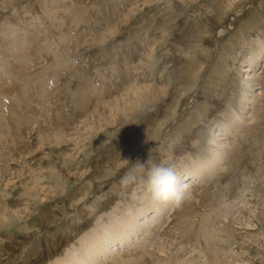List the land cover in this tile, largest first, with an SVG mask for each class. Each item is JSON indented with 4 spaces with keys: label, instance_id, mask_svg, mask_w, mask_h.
<instances>
[{
    "label": "rangeland",
    "instance_id": "374dc122",
    "mask_svg": "<svg viewBox=\"0 0 264 264\" xmlns=\"http://www.w3.org/2000/svg\"><path fill=\"white\" fill-rule=\"evenodd\" d=\"M0 74V264H264V0H0Z\"/></svg>",
    "mask_w": 264,
    "mask_h": 264
},
{
    "label": "clouds",
    "instance_id": "9594fccd",
    "mask_svg": "<svg viewBox=\"0 0 264 264\" xmlns=\"http://www.w3.org/2000/svg\"><path fill=\"white\" fill-rule=\"evenodd\" d=\"M138 182L146 185L151 198L157 202H171L179 208L185 201L187 185L181 183L175 167L156 163L151 156L146 164L137 162L120 179V185L125 189Z\"/></svg>",
    "mask_w": 264,
    "mask_h": 264
},
{
    "label": "bare ground",
    "instance_id": "6f19581e",
    "mask_svg": "<svg viewBox=\"0 0 264 264\" xmlns=\"http://www.w3.org/2000/svg\"><path fill=\"white\" fill-rule=\"evenodd\" d=\"M58 9V8H57ZM57 11V10H56ZM115 13H116V11H115ZM19 30H21V28L19 29ZM18 32V31H17ZM20 33V32H19ZM26 33H28V32H26ZM25 33V34H26ZM24 34V35H25ZM21 35V34H20ZM29 35V34H28ZM28 37V36H27ZM20 39V38H19ZM8 41V40H7ZM31 50V49H30ZM18 52V51H17ZM15 53H16V51H15ZM29 53V52H28ZM30 54H31V51H30ZM21 55V54H20ZM37 57V56H36ZM6 59V58H5ZM8 59V58H7ZM9 60V59H8ZM18 62V61H17ZM8 63V62H7ZM25 63V62H24ZM12 64V63H11ZM19 64H21V63H19ZM38 64V63H37ZM34 65V64H33ZM8 66V65H7ZM11 66V65H10ZM32 66V65H31ZM35 66V65H34ZM15 67V66H14ZM20 67V66H19ZM7 68V67H6ZM9 70H12V69H10L9 68ZM22 71V70H21ZM23 71H25V70H23ZM21 73V72H20ZM34 73V72H33ZM25 74V73H24ZM23 74V75H24ZM31 74V73H30ZM1 75V74H0ZM22 75V74H21ZM26 75H28V74H25V76ZM43 75V74H42ZM6 76H8L9 77V81H10V83L12 82V81H14L13 80V78L15 79V81H16V79L17 78H15V77H13L12 78V74H10V75H6ZM15 76V75H14ZM40 77V76H39ZM11 78H12V81H11ZM5 80H6V78H5ZM12 82V83H15V86H18L16 83L17 82ZM2 82V81H1ZM24 82H25V80H24ZM39 83V82H38ZM42 83V82H41ZM40 83V84H41ZM1 85H4L3 83L1 84ZM33 85H35V84H33ZM33 85H29V86H33ZM39 85V84H38ZM23 88V87H22ZM21 88V89H22ZM34 88V87H33ZM41 88V87H40ZM10 89V88H9ZM17 89V88H16ZM19 89V88H18ZM21 89H20V91H21ZM44 89V88H43ZM12 90V89H11ZM23 90V89H22ZM30 89H28V91H29ZM32 90V89H31ZM5 91V90H4ZM13 91V90H12ZM25 91V90H24ZM43 91V90H42ZM46 91V90H45ZM88 91H89V89H84L83 90V92H81L80 94L82 95V96H84V99L86 100H84L82 97L80 98L81 100H83L84 102H89L88 100H87V93H88ZM8 92V93H7ZM14 92H15V90H14ZM18 90L15 92V93H11L8 89H7V91H6V93L7 94H12V96L14 97V98H16V99H18ZM22 92V91H21ZM29 93V92H28ZM6 94V95H7ZM25 95H26V93H24ZM1 95V94H0ZM5 95V93H3L1 96L3 97ZM25 95L22 97V99H25ZM29 95V94H28ZM41 95V94H40ZM1 96H0V98H1ZM8 96V95H7ZM27 96V95H26ZM9 98L11 97V96H8ZM7 97V98H8ZM35 97V96H34ZM12 98V97H11ZM3 99V98H2ZM13 99V98H12ZM11 100V99H10ZM20 100V99H19ZM31 100H33V99H31ZM42 100V99H41ZM22 101V100H21ZM18 102H20V101H18ZM24 102V101H23ZM23 104V103H22ZM21 104V105H22ZM87 105H89V104H87ZM31 106V105H30ZM86 106V105H85ZM26 107V106H25ZM22 109V108H21ZM6 111V110H5ZM10 113V112H9ZM5 114V113H4ZM14 114V113H13ZM2 117H3V115H2ZM13 117V116H12ZM2 120H3V118H2ZM2 120L0 121L1 123H2ZM7 121V120H6ZM20 121V120H19ZM4 125V124H3ZM1 128V127H0ZM10 132V131H9ZM1 133V132H0ZM4 132H2V134H3ZM11 136V135H10ZM15 136H17V135H15ZM21 136V135H20ZM9 137V136H8ZM17 138V137H16ZM25 139V138H24ZM8 140V139H7ZM31 140V139H30ZM15 142V141H14ZM17 143H19V142H17ZM6 144V143H5ZM23 149V148H22ZM28 150V149H27ZM250 185V184H249ZM252 185V184H251ZM259 199V198H258ZM153 202H154V200H153ZM230 203V202H229ZM163 205V204H162ZM196 211V210H195ZM243 212V211H242ZM117 218V217H116ZM115 218V219H116ZM158 218V217H157ZM198 221H199V219H198ZM130 222H134V220L133 219H131L130 220ZM147 222V221H146ZM152 222V221H151ZM124 222H122V221H120V219L117 221V222H111V225H109V226H107V228L105 229V231H104V238L103 239H107V240H112V242H114L113 244H115L116 245V243L117 244H123L125 241H129L130 240V233L128 232V231H130V230H133V228H128V227H135V224H130V223H127V224H123ZM194 223V222H193ZM192 223V224H193ZM203 223H206V222H204L203 221ZM241 225V224H240ZM137 230V229H136ZM192 230V229H191ZM138 231V230H137ZM193 231V230H192ZM131 232V231H130ZM90 235H86V238L85 239H82L81 241H80V244H82V243H87V242H89L90 241V237H89ZM101 238V237H100ZM214 238V237H213ZM212 238V239H213ZM219 238V237H218ZM103 239L101 238L100 239V241L98 240V244L97 245H95L94 246V250L96 251V252H103V244H102V242H103ZM217 239V238H216ZM222 239V238H221ZM116 241V242H115ZM217 241V240H216ZM224 241V240H223ZM224 242H226V241H224ZM128 245V244H127ZM203 247V246H202ZM109 248V247H108ZM111 249H113V248H111ZM109 250V249H108ZM106 251V250H105ZM149 251V250H148ZM155 251V250H154ZM121 252V251H120ZM214 252V251H213ZM70 254H71V252H69ZM76 253H77V251H76ZM129 253V252H128ZM150 253V252H149ZM135 254V260H132V261H129V262H126L125 264H134V261H138L139 259H141V258H138V256L139 255H137V253H134ZM216 254V253H215ZM69 255V254H68ZM75 255V254H74ZM72 256V255H70L72 258H70V259H68L67 260V262H65L64 264H69L70 262H71V264H78L79 263V260H78V258H77V254L75 255V256ZM132 255H133V253H131V255L129 256V257H132ZM82 256V255H81ZM118 256V255H117ZM83 257L85 258L84 260L82 259V262H83V264H93V260L92 259H96L98 256H95V255H92V246H91V248L90 249H87V251H86V253L83 255ZM119 257V256H118ZM223 257V256H222ZM221 256H220V258H222ZM76 260H75V259ZM81 258V257H80ZM99 258V257H98ZM120 258V257H119ZM121 259V258H120ZM173 260V259H172ZM220 260V259H219ZM219 260H218V262H219ZM226 260V259H225ZM92 261V263H90ZM114 261V260H113ZM233 261V260H232ZM225 262V261H224ZM227 262V261H226ZM225 262V263H226ZM115 264H117V263H115ZM161 264V263H160Z\"/></svg>",
    "mask_w": 264,
    "mask_h": 264
}]
</instances>
